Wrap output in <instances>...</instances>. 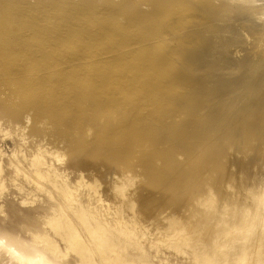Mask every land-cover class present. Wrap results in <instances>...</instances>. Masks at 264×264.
I'll list each match as a JSON object with an SVG mask.
<instances>
[{"label": "rangeland", "instance_id": "obj_1", "mask_svg": "<svg viewBox=\"0 0 264 264\" xmlns=\"http://www.w3.org/2000/svg\"><path fill=\"white\" fill-rule=\"evenodd\" d=\"M261 16L264 0H0V242L17 264H61L43 241L81 263L51 230L60 209L89 240L48 167L136 225L108 228L100 264H240L222 220L242 228L264 186ZM170 222L187 244L164 242Z\"/></svg>", "mask_w": 264, "mask_h": 264}, {"label": "bare ground", "instance_id": "obj_2", "mask_svg": "<svg viewBox=\"0 0 264 264\" xmlns=\"http://www.w3.org/2000/svg\"><path fill=\"white\" fill-rule=\"evenodd\" d=\"M257 5H260V4L257 3ZM260 19L263 20V23H264V19L262 18V16L260 17ZM219 95H220V93H219ZM260 104H262V103H260ZM253 105L250 104L249 106H247V104H246L244 109H249V110L250 109H256L257 112H259V109L261 108L260 105H255V106H253ZM212 107H214V106H212ZM234 108L236 109L234 115H236V118L238 119V115L241 116L243 110L240 109L241 105H239V106L236 105V106H234ZM230 111H231V109H230ZM193 112H195V110ZM217 117H219V116H217ZM249 117H251V116H249ZM223 118L225 120L224 116H223ZM214 119H216V118H214ZM226 119H228V118H226ZM206 120L208 121V119H206ZM228 121H231V118ZM241 121H243V120H241ZM246 123H248V122H246ZM221 125L223 126L222 123H221ZM241 125H243V124H241ZM235 126L236 125H233V128ZM245 132H246V130H245ZM245 136H247V134H245ZM238 138H239V136H238ZM241 138H242V136H241ZM232 140H233L232 145H233L235 151L236 150H243V147L242 148L239 147L240 143L235 144L236 143L235 140L234 139H232ZM237 141H238V139H237ZM230 146H231V144H230ZM193 147H194V144H193ZM189 150H191V149H189ZM180 155H181V153H180ZM256 157L257 156L254 154L250 158H252L254 160V159H256ZM187 160L189 161L190 168L193 170L194 176L196 174L200 175L202 173L201 171H203L205 169V166L207 164V162H203L202 159L196 160L194 154H190V153L187 156ZM205 161H206V159H205ZM40 165H42L40 162H34V164H33V166L36 167V174L40 178H42L45 175H42L39 173V166ZM48 170L53 173L54 178L52 177V179L47 180V177H46V178H42V179L44 181L49 182L56 189L57 194H59V196H61V198H63L66 202H68L70 204L69 206L71 207L72 213L76 217L77 221L80 222L81 226L85 230V233L87 234V237L89 238L88 242H86V243L83 242V237L80 233L78 226L70 220V218L67 216V214H65L64 210L60 209V211H55V213L53 212V214H54L53 220L54 221H53V224L51 226L52 227L51 230L58 232L57 235L59 237H61L64 240V242H67L69 244L68 248H67V250L69 252L72 251L76 254L78 253L79 258L81 259L80 264H85V263L100 264L98 261H95L92 259V255L94 254L95 251L99 252V253L104 252V248L110 246L111 237L109 236V231L111 229H108V228L111 227L112 225L117 230V231L115 230V233L119 232L120 235H122V234L124 235L123 239L126 238L125 235L128 236V238L132 239L133 235H135L134 234L135 231L137 230L136 225H134V226L132 225V227H129V226L127 227L126 223H125L127 221L122 222L123 220H121V217L119 218L118 213L115 212L113 215L110 216V214L108 213L109 211L107 209H104L105 212H104V210H101L99 207L102 205L101 203L103 201L98 197L95 198L94 202L87 203L88 199H89V201H90V199H92L91 201H93L94 200L93 198L95 197V194H91V192H90V191H92V188H91L92 185L91 184L84 186L85 189L87 190L86 194H84V197L87 198V200H86V203H82V201L80 199H77V197H75V195H74L75 194L74 190H77V188L82 185V181L79 180L77 182V184L73 186L70 183H67L66 182L67 180H63V178H61L54 170L52 171L50 167L46 168V175H47ZM241 172H239V173H241ZM0 173H1V170H0ZM183 174H184L183 170L179 169L177 171V175L175 177V181L177 182L176 184L181 185V184L185 183L183 181H184V179H186V177L184 178V176H186V173L184 175ZM240 176H241V174H240ZM93 193H95V191ZM252 200H253V203L255 204V212L250 213V214H244V216L242 217V221L244 222V226L242 228H237V226L234 224L230 225L228 223V221H226L225 219L222 220V225H225L224 233H226V235H225L226 240L230 241L232 243L237 242V241L240 243V249L235 251V252H237L236 257L238 258V261L240 264H264V186L262 187V189L257 194H255L253 196ZM178 204H179V201H177V205ZM225 215L226 214H223V217H225ZM109 216H110V219H109ZM171 224H172V227H171ZM123 226H125V227H123ZM134 227L136 228V230L134 229ZM169 227H171V229L170 228H168V230L166 229V232L168 231L167 232L168 234L166 233L167 234L166 238L163 239L164 242L165 241H171V242L173 241L177 245L182 244V243L187 244V237L183 234V230L175 228L173 222L172 223L170 222ZM133 230H135L134 233H133ZM120 235L118 238L122 237ZM43 242H44L45 250L49 254H51L52 257H55L56 259L59 260V262H62L61 264H63L64 262L67 261V254H62L59 251V249L56 246H54L52 243H49L47 241H43ZM126 242H129V241L127 240ZM253 248L255 250H253ZM113 249L114 248H110L109 252H112ZM69 252H67V253H69ZM206 257L207 256L205 255L204 259ZM116 259L118 260V255H116ZM101 261H103V263L104 262L108 263L107 261L104 260L103 257H101ZM118 262H120L122 264L125 263L124 260H122V261L118 260ZM17 263H18V255L15 252V250L11 249V248H6L0 242V264H17ZM38 264H52V263L43 257V262L42 263L40 262ZM205 264H210L209 259H207Z\"/></svg>", "mask_w": 264, "mask_h": 264}, {"label": "built area", "instance_id": "obj_3", "mask_svg": "<svg viewBox=\"0 0 264 264\" xmlns=\"http://www.w3.org/2000/svg\"><path fill=\"white\" fill-rule=\"evenodd\" d=\"M263 46H264V42H263Z\"/></svg>", "mask_w": 264, "mask_h": 264}]
</instances>
